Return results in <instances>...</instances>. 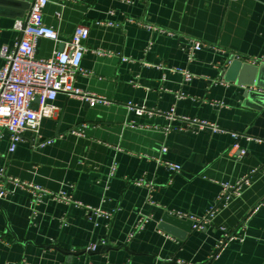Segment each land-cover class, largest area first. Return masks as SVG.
Wrapping results in <instances>:
<instances>
[{
  "label": "crops",
  "instance_id": "obj_1",
  "mask_svg": "<svg viewBox=\"0 0 264 264\" xmlns=\"http://www.w3.org/2000/svg\"><path fill=\"white\" fill-rule=\"evenodd\" d=\"M11 10L23 16L0 15V47L14 44L13 21L26 18L29 8ZM43 21L58 41L40 38L37 57L58 51L76 25L88 28L75 86L107 102L90 106L59 93L56 113L41 119L37 133L25 130L13 152L3 134L0 169L6 177L52 194L63 191L83 205L45 194L32 218L31 195L5 181L12 190L0 198V264H264V88L252 83L251 69H229L232 60L259 65L254 58L264 59L263 0H49ZM190 38L210 45L193 60L183 49ZM159 65L183 67L194 77L184 81L180 72ZM248 89L257 95L247 100ZM128 101L151 113L135 114ZM172 107L176 117L220 130L174 128L180 121L165 115ZM129 121L140 126H126ZM82 123L83 132L74 133ZM168 123L173 128L162 131ZM50 137L57 138L37 147ZM156 157L178 163L180 171L163 167ZM113 162L115 173L106 183ZM245 175L249 185L219 206L204 229L189 226V216L209 210L221 182L233 184ZM85 206L113 216L108 220ZM140 214L149 219L136 231ZM243 223V239L228 240L211 256L219 239ZM100 239L104 246L86 250Z\"/></svg>",
  "mask_w": 264,
  "mask_h": 264
},
{
  "label": "built area",
  "instance_id": "obj_2",
  "mask_svg": "<svg viewBox=\"0 0 264 264\" xmlns=\"http://www.w3.org/2000/svg\"><path fill=\"white\" fill-rule=\"evenodd\" d=\"M49 0H30L29 11L26 18H16L13 21V27L17 31L18 36L12 46L3 45L0 47V57L4 59V63L0 66V139L4 133H7L9 138V152H13L18 143L22 140V135L25 130H30L37 133L39 130V123L43 117L51 116L56 113L57 108L53 101L62 93L67 97H79L86 101L90 106L95 103H106L104 97L90 94L82 91L78 86H75V77L78 72L82 71L81 60L84 51L86 50L85 41L88 37V28L81 24L74 27L70 38L64 42L63 48L58 51H53L49 57H37L35 55V45L40 38L58 41L56 30L43 21V8ZM264 2V0H263ZM109 13H113L109 10ZM112 24V21H109ZM147 28L155 29L153 26L146 24ZM210 46L199 39L190 38L188 45L183 49L187 54L188 60H193L195 52L202 47ZM99 55L109 56L111 51L103 49L94 50ZM123 60L127 58L123 57ZM253 61L264 63L263 58H254ZM158 69L169 70L181 73L184 81L193 79L194 74L183 67H165L163 65L157 66ZM165 78V73L162 74ZM182 93L179 92L176 97L179 98ZM37 101L36 106L33 107V102ZM126 107L134 111L137 115H142L148 111L146 106L137 105L128 101ZM170 120L178 119L180 121L174 128L191 130L197 132L199 129L212 128L213 130H220L216 125H212L204 120L190 119L185 116L176 117L174 114V107L166 114ZM126 126L137 127L133 121L124 123ZM81 129L73 130L74 133H82L83 128L87 126L86 123L81 124ZM147 126V125H146ZM143 127V126H142ZM157 128V126H155ZM173 128L170 123L162 127V131H169ZM234 138L239 136V133L232 132ZM57 137H50L37 143V147H42L44 144H51ZM236 146V143L234 144ZM167 147L163 145L160 148V153L163 154ZM245 151L239 150V155H243ZM156 162L163 167L165 166L172 172L180 171V165L170 160L156 157ZM116 169V163L113 162L106 174V183H108ZM254 171V170H252ZM251 173V172H250ZM5 181H10L14 186L20 187L28 191L32 197L31 202V217L36 215V206L42 202L45 194L52 195L58 201H65L66 203H74L76 206L83 205L80 201H75L71 196L64 194L63 191L52 194L46 188H42L37 184L28 181H21L17 178L6 177L3 169H0V198H5L12 189H6ZM139 182V181H138ZM250 175H245L235 181L233 184L229 182H221L220 192L214 199L213 204L209 210L199 218L189 216L191 226L194 230L204 229L211 217L214 216L219 206L226 205L234 195H240L243 185H249ZM88 211H93L95 215L102 216L110 220L113 213L104 211L100 207L92 208L85 206ZM179 216H182L179 214ZM149 215L140 214L134 224V229L140 230L148 222ZM240 229H236L234 233H225L224 237L219 239L215 250L211 253L214 255L216 249L222 247L228 240L238 238L242 240L244 237L245 224H241ZM237 232V233H236ZM241 232V233H240ZM239 233V234H238ZM133 235V231L128 236V239ZM105 241L100 239L97 242H90L86 245V250L96 251L97 248L104 246Z\"/></svg>",
  "mask_w": 264,
  "mask_h": 264
},
{
  "label": "water",
  "instance_id": "obj_3",
  "mask_svg": "<svg viewBox=\"0 0 264 264\" xmlns=\"http://www.w3.org/2000/svg\"><path fill=\"white\" fill-rule=\"evenodd\" d=\"M11 6H19V7H22L24 9L30 7L28 1H25V0H0V15H2V16L11 15L12 17H22L23 16V11H21L22 9L18 10V11L17 10L14 11L13 14H9L10 13L9 11H12ZM38 41L36 42L35 50L37 48ZM62 48H63V44L60 43L58 46V50H61ZM230 58H232V57H230ZM234 64L240 65L242 70L247 69V68L251 69L252 70L251 74L253 75L252 76L253 77L252 83L254 85H257V86L264 88V84H261L262 82L260 80V77H262V79L264 81V63H261L259 65H251L248 63L247 64L246 63L241 64L240 62H236L235 60H232L230 66H229V69ZM252 83H249V84H252ZM256 95H257V92L255 90L248 89L246 94L244 95V97H245V99L248 100V99L254 98ZM36 103H37V101H34L32 106L35 107ZM189 226H191V221H190Z\"/></svg>",
  "mask_w": 264,
  "mask_h": 264
}]
</instances>
